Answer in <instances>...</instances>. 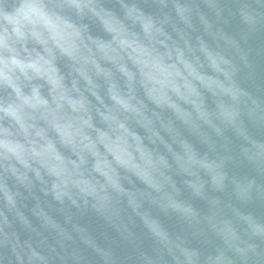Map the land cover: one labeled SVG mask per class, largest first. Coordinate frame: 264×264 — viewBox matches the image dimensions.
I'll return each instance as SVG.
<instances>
[{
    "label": "water",
    "instance_id": "water-1",
    "mask_svg": "<svg viewBox=\"0 0 264 264\" xmlns=\"http://www.w3.org/2000/svg\"><path fill=\"white\" fill-rule=\"evenodd\" d=\"M0 264H264V0H0Z\"/></svg>",
    "mask_w": 264,
    "mask_h": 264
}]
</instances>
